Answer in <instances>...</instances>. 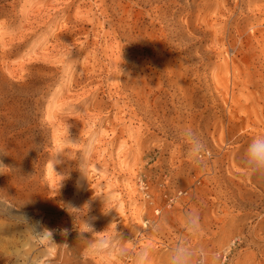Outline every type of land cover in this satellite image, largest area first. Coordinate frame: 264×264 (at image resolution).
Instances as JSON below:
<instances>
[{
	"label": "rangeland",
	"instance_id": "374dc122",
	"mask_svg": "<svg viewBox=\"0 0 264 264\" xmlns=\"http://www.w3.org/2000/svg\"><path fill=\"white\" fill-rule=\"evenodd\" d=\"M258 136L264 0H0V264H264Z\"/></svg>",
	"mask_w": 264,
	"mask_h": 264
},
{
	"label": "clouds",
	"instance_id": "9594fccd",
	"mask_svg": "<svg viewBox=\"0 0 264 264\" xmlns=\"http://www.w3.org/2000/svg\"><path fill=\"white\" fill-rule=\"evenodd\" d=\"M242 159L243 170L253 176H264V136L253 138L244 150ZM185 230L195 233L198 230V220L194 212H186L184 217ZM168 264H192L191 253L183 243H177L168 253Z\"/></svg>",
	"mask_w": 264,
	"mask_h": 264
},
{
	"label": "bare ground",
	"instance_id": "6f19581e",
	"mask_svg": "<svg viewBox=\"0 0 264 264\" xmlns=\"http://www.w3.org/2000/svg\"><path fill=\"white\" fill-rule=\"evenodd\" d=\"M9 199V198H8ZM27 226V225H26ZM26 245V244H25ZM8 254V253H7ZM21 257V256H20Z\"/></svg>",
	"mask_w": 264,
	"mask_h": 264
}]
</instances>
